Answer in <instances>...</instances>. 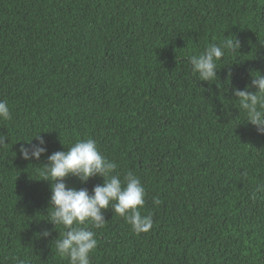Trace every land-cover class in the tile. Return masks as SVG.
Wrapping results in <instances>:
<instances>
[{
    "label": "trees",
    "instance_id": "trees-1",
    "mask_svg": "<svg viewBox=\"0 0 264 264\" xmlns=\"http://www.w3.org/2000/svg\"><path fill=\"white\" fill-rule=\"evenodd\" d=\"M225 36L240 48L199 80L189 57ZM252 72L264 75V0H0L12 117L0 120V264H69L39 168L88 138L121 180L140 179L153 220L137 234L104 210L103 228L84 225L97 234L90 264H264V135L232 93ZM39 134L47 152L23 159ZM64 182L91 194L103 178Z\"/></svg>",
    "mask_w": 264,
    "mask_h": 264
},
{
    "label": "clouds",
    "instance_id": "clouds-1",
    "mask_svg": "<svg viewBox=\"0 0 264 264\" xmlns=\"http://www.w3.org/2000/svg\"><path fill=\"white\" fill-rule=\"evenodd\" d=\"M240 42L236 38L225 39L220 43L209 44L201 53L189 57L191 71L198 75L199 80L212 82L217 78V61L228 52L236 53ZM250 85L243 90L233 88L234 101L239 104L246 115V121L255 126L258 134L264 135V75L252 72ZM255 88L256 91H250ZM11 112L8 103L0 100V120L10 121ZM37 144L29 141V146L20 148V155L25 160H39L47 152L45 141L40 134L34 137ZM6 137L0 135V147L6 146ZM117 164L105 157L97 147L94 139L77 140L66 151H56L47 157V163L39 168L43 180L50 181V207L47 221L55 226H63L64 231L54 240L55 248L61 257L69 260V264H90L89 254L97 247L96 232L89 227L103 228L106 224L104 210L111 208L115 214L123 217L131 225L132 230L139 234L148 232L153 226L150 215H142L140 207L145 203V188L140 179L129 171L121 180L114 174ZM69 176L86 183L90 178H103L90 194L86 188L68 187L64 182ZM264 190V185L258 187ZM154 203L159 204L158 198ZM39 235L47 238L49 230ZM17 264H27L18 260Z\"/></svg>",
    "mask_w": 264,
    "mask_h": 264
}]
</instances>
